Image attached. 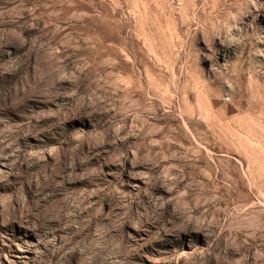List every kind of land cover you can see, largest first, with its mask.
Wrapping results in <instances>:
<instances>
[{"label":"rangeland","instance_id":"rangeland-1","mask_svg":"<svg viewBox=\"0 0 264 264\" xmlns=\"http://www.w3.org/2000/svg\"><path fill=\"white\" fill-rule=\"evenodd\" d=\"M0 264H264V0H0Z\"/></svg>","mask_w":264,"mask_h":264}]
</instances>
